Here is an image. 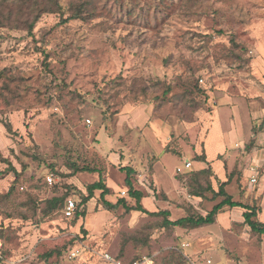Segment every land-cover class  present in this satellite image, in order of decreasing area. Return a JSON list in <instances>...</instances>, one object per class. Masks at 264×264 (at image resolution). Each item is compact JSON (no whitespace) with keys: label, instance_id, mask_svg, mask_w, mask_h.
<instances>
[{"label":"rangeland","instance_id":"obj_1","mask_svg":"<svg viewBox=\"0 0 264 264\" xmlns=\"http://www.w3.org/2000/svg\"><path fill=\"white\" fill-rule=\"evenodd\" d=\"M30 1L0 5L10 19L0 25V264H106L104 252L123 263L264 264V234L245 224L243 208L224 207L213 224L193 229L121 206L105 210L99 190L84 217L42 210L66 189L75 202L76 189L99 178L105 199L133 204L120 169L130 166L147 211L204 215L222 197L192 196L186 183L197 156L224 146L217 171L229 179L226 192L261 212L264 164L250 153L253 129L264 123L247 104L264 106V0H89L85 18L68 21V6L86 0H60L31 35ZM163 84L171 86L164 101L155 98ZM194 85L204 93L191 94ZM192 101L202 104L192 109ZM74 163L91 170L71 175Z\"/></svg>","mask_w":264,"mask_h":264},{"label":"trees","instance_id":"obj_2","mask_svg":"<svg viewBox=\"0 0 264 264\" xmlns=\"http://www.w3.org/2000/svg\"><path fill=\"white\" fill-rule=\"evenodd\" d=\"M26 2L28 0H19ZM3 3V0H0V5ZM30 3H32V7L35 10L32 13L31 20L27 23L26 30L28 34H32V27L35 21L39 18L40 14L48 11H55L61 9V2L60 0H31ZM90 1H81L79 3H76L75 6H68L69 15L63 19V21H68L70 19H77V18H83L87 11H90ZM85 18V17H84ZM5 20H10L9 17H4L0 15V25L3 26ZM1 74V73H0ZM196 84V83H195ZM163 88V91L161 93V97L156 96L155 98L158 100H168L166 97L171 92V86L169 84H163L161 85ZM189 92L191 94H202L204 93L203 90L198 87L197 85H194L192 88H190ZM202 102L198 101H192L191 102V108L197 109L200 107ZM6 129L10 131L9 127L6 126ZM197 161H203L207 164L205 168L198 169V170H191L190 171V182H187L186 185L188 187L189 194L192 196H197L200 198L205 197L206 192H210L211 196L209 197L211 200L216 199L217 197L221 196L222 198L215 204L212 205L211 209L206 212V214L201 215L198 212H191L189 214H186L185 216L179 217L177 219H169L167 218L169 215V211L167 209H164L162 211L154 212V211H147L141 204L140 199L142 198L143 194L142 191L135 189L132 184L131 176L134 174V169L130 166H122L120 169L125 172V186L127 187V196L130 199L134 200V203L129 205L127 202V199L124 197H118L115 202L108 201L105 199V195L109 193L108 187L103 183L102 179H98L97 181H94L86 186V191L83 192L80 189H76V193L78 196V199L75 201V208L73 215V219H76L78 217H84L86 214V203L93 197V192L95 190H99V197L97 198L96 202L98 205L101 206V208L109 211H113L117 209L119 206L124 208L125 211H138L142 213H146L149 215H162V225L166 227H180V228H198L204 225H210L214 223L216 215L224 208V207H241L244 209L242 212V217L245 222V224L248 225V227L258 233V234H264V223L261 221H258L255 218L257 208L252 205L243 204L240 201H235L232 199L231 195L226 192L225 185L227 184L229 179H226L224 181H218L217 189H213L210 183L207 181L208 175L211 172V168L209 166L208 161L206 160L205 154L201 153L199 157H196ZM68 169L70 170V174L73 175L74 173L78 171H90L86 166H78L77 164H71L68 165ZM19 176L17 173L15 175V178L13 182L11 183L7 193H10L14 190L16 178ZM180 178V177H179ZM66 188H71L70 185H67ZM54 193L57 192V189L53 188ZM68 192V189L63 194L60 195H53L51 198L45 200V206L43 210V214H49L52 212V210H64L65 202L67 198L66 194ZM71 194V193H69ZM34 201V208L36 207V202ZM64 202V203H63ZM64 204V205H63ZM34 213V210H33ZM85 230L83 229V233ZM49 255V253H48Z\"/></svg>","mask_w":264,"mask_h":264},{"label":"crops","instance_id":"obj_3","mask_svg":"<svg viewBox=\"0 0 264 264\" xmlns=\"http://www.w3.org/2000/svg\"><path fill=\"white\" fill-rule=\"evenodd\" d=\"M247 107H248V110L250 111L249 114H250V118L255 120L257 118H262L261 120V126H263V123H264V106L261 107V104L257 103V101H254V100H251L250 102H248L247 104ZM216 112V110H215ZM214 112V113H215ZM256 129H253V137L255 140H254V146H253V150H252V153H250L251 155L254 153H256L255 157H254V161L258 163H262L264 164V127H259L257 129V132H256ZM225 147L224 146H221L220 149L218 150H215L213 152V155H209L206 153V160L208 161L209 163V166L213 167L216 169L215 171V176L217 178H220L221 181L222 180H225L224 177H223V171L221 169H219V171H217V168H220V161L217 159V156L218 154H222V152L224 151ZM207 157L209 159H207ZM210 157H212L210 159ZM214 161H218L217 163L213 164ZM199 163V167L198 168H195V170H198V169H202V168H205L207 166V164L203 161H197ZM258 166V165H257ZM264 170V169H263ZM259 180L262 181L260 182L259 181V189H261V193H264V171L263 173L261 174V176L259 177ZM257 182V181H256ZM255 182V183H256ZM249 184L252 185L254 183H251L249 181ZM123 194H124V191H123ZM241 207H232V209H235V210H239ZM261 212H260V208H257V212L259 213L258 215L260 216L261 218V222L263 223L264 222V199L262 200V203H261ZM244 211V210H243ZM242 211V212H243ZM256 212V213H257ZM242 215V213H241Z\"/></svg>","mask_w":264,"mask_h":264},{"label":"built area","instance_id":"obj_4","mask_svg":"<svg viewBox=\"0 0 264 264\" xmlns=\"http://www.w3.org/2000/svg\"><path fill=\"white\" fill-rule=\"evenodd\" d=\"M191 165L190 162H185L184 163V168H189ZM252 171H256V168L255 167H252ZM46 182L48 184H52L54 182V179H53V175L51 173L47 174L46 175ZM250 182L251 183H255L256 182V177H254L253 175L250 176ZM74 208H75V202L73 199L71 198H67L66 199V202H65V206H64V214L66 216H72L73 215V212H74ZM79 252V249L78 248H75L74 250H72L70 252V254L72 256H76V254ZM101 257H102V260L106 263V264H151V260L146 258V257H143L142 259L140 260H133L129 263H123L122 261H120L119 259L116 258V256H113L111 255L110 253L108 252H104L101 254ZM207 264H211V261L210 260H207Z\"/></svg>","mask_w":264,"mask_h":264}]
</instances>
